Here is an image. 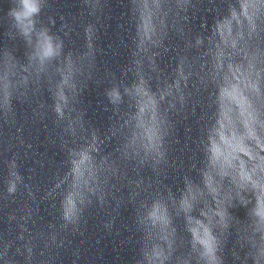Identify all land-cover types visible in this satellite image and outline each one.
<instances>
[{"label": "snow or ice", "instance_id": "obj_1", "mask_svg": "<svg viewBox=\"0 0 264 264\" xmlns=\"http://www.w3.org/2000/svg\"><path fill=\"white\" fill-rule=\"evenodd\" d=\"M24 3L27 8L25 15H28L30 12L34 11V9L31 7V0H24ZM45 54H47V52ZM253 186L257 188L260 197V209L258 214L264 216V183Z\"/></svg>", "mask_w": 264, "mask_h": 264}, {"label": "clouds", "instance_id": "obj_2", "mask_svg": "<svg viewBox=\"0 0 264 264\" xmlns=\"http://www.w3.org/2000/svg\"><path fill=\"white\" fill-rule=\"evenodd\" d=\"M22 4L25 6L24 0H21ZM26 7V6H25ZM17 15H19V13H17Z\"/></svg>", "mask_w": 264, "mask_h": 264}]
</instances>
